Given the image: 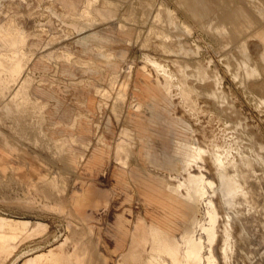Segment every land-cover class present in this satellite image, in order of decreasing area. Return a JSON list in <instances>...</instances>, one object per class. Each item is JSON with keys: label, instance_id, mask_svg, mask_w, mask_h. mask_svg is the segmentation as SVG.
<instances>
[{"label": "rangeland", "instance_id": "rangeland-1", "mask_svg": "<svg viewBox=\"0 0 264 264\" xmlns=\"http://www.w3.org/2000/svg\"><path fill=\"white\" fill-rule=\"evenodd\" d=\"M50 1L0 0V264L264 259L220 185L250 167L264 193V5L242 28Z\"/></svg>", "mask_w": 264, "mask_h": 264}, {"label": "bare ground", "instance_id": "bare-ground-1", "mask_svg": "<svg viewBox=\"0 0 264 264\" xmlns=\"http://www.w3.org/2000/svg\"><path fill=\"white\" fill-rule=\"evenodd\" d=\"M96 49H98V48L96 47ZM241 167H234L231 169L226 168L225 171L223 173H221V175H220V185H221L222 193H223L224 197H225V195H228L230 197V195L233 194V196H232L233 204H231V208H234L238 215L240 214L238 217L240 219H238V218L237 219L242 222V225H243L242 229H244L242 231H244V233H245V235H244V233H243V235L247 236V237L242 236V239L247 238L246 244L248 245V247L246 245L245 250L248 251L249 254L253 253V255L257 256L255 251H257L259 249V247H262V249L264 248V193H263L261 185H260L261 178L259 180V178L257 177L259 175L258 174H257V176L253 175L250 167H247L245 169L241 168ZM204 183H202V184H204ZM203 202H205V201H203ZM227 202H228V200H227ZM230 203H232V202L230 201ZM236 217H237V215H236ZM204 240H205V236H204ZM239 240L241 242L240 238H239ZM227 241H229V238H227ZM241 245H243L242 242H241ZM241 247H243V246H241ZM260 250H261V248H260ZM261 251H259V252L261 253ZM205 252H208V251L206 250ZM221 252H222V250H221ZM233 255H232V253H229L227 255L228 259L232 260L235 258V260H236L237 257H233ZM203 256H204V254H203ZM250 257H251V255H250ZM262 257H263V255H262ZM262 257H261V259H262ZM261 259L258 258L259 261L256 264H264V259H262V260ZM254 260L255 259H253V261ZM232 261H234V260H232ZM212 263H213V261H212ZM214 263H215V261H214Z\"/></svg>", "mask_w": 264, "mask_h": 264}, {"label": "crops", "instance_id": "crops-1", "mask_svg": "<svg viewBox=\"0 0 264 264\" xmlns=\"http://www.w3.org/2000/svg\"><path fill=\"white\" fill-rule=\"evenodd\" d=\"M54 1L58 2L61 7H63L62 14H75L83 9L86 0ZM196 1L197 0H177L179 7L182 9V11H179V14L183 15L185 20L189 18L192 20L199 18L204 19L207 18L206 15H210L213 18L210 20H216L218 22L232 21L233 23L238 24V26L240 25L242 28H249L251 25L250 21L255 23L260 21L259 16L255 13L259 11L258 7L264 5V0H253V4L249 2L251 6H246L247 2H245V0H202L204 5L203 9H197L195 5ZM50 2L52 3L53 0ZM239 33L240 32H238V34ZM90 34L85 35L84 39H87ZM67 55L71 56L70 53ZM48 59L50 58L48 57ZM49 98L53 99V93H51ZM36 99L39 100L42 98L38 96ZM83 157V154L80 155L81 161L83 160Z\"/></svg>", "mask_w": 264, "mask_h": 264}]
</instances>
